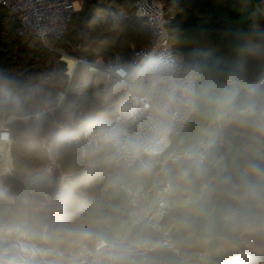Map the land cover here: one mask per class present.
I'll return each instance as SVG.
<instances>
[{
  "label": "trees",
  "instance_id": "1",
  "mask_svg": "<svg viewBox=\"0 0 264 264\" xmlns=\"http://www.w3.org/2000/svg\"><path fill=\"white\" fill-rule=\"evenodd\" d=\"M80 1L82 9L66 36L49 39L48 45L35 36H19L20 17L0 6V120L15 118L10 124L13 170L2 176L0 221L22 216L46 226L55 237L53 247L63 251L94 248L101 240L113 243L123 235L131 204L122 187L150 188L154 178V170L144 175L135 167H119L109 148L94 143L82 148L70 141L99 123H114L126 97L93 112L94 86H85L81 95L67 89L62 52L91 64L117 57L129 62L132 48L149 40L135 0ZM163 1L173 52L186 63L229 66L252 59L249 45H264V0ZM210 126L205 112L194 111L185 131L171 137L170 151L198 140ZM42 138L53 142L52 157L69 177L60 193L53 188ZM170 180L173 209L164 226L179 257L157 252L119 264H264V250L248 245L264 239V137L232 122L223 146L210 149L201 171L185 178L176 166ZM132 238L146 246L155 236L137 230Z\"/></svg>",
  "mask_w": 264,
  "mask_h": 264
},
{
  "label": "clouds",
  "instance_id": "2",
  "mask_svg": "<svg viewBox=\"0 0 264 264\" xmlns=\"http://www.w3.org/2000/svg\"><path fill=\"white\" fill-rule=\"evenodd\" d=\"M246 52L252 57L250 61L229 66L156 61L140 78V86L150 88L161 101L145 128L133 132L120 123L101 125L93 133L96 144L111 149L114 156L132 163L144 175H150L167 155L187 178L191 172L202 170L206 152L222 126L240 122L264 137V45L251 44ZM128 71L136 73L137 69ZM180 109L205 112L211 126L200 139L170 151L172 117ZM79 235L83 238L89 234ZM54 241L46 226L22 216L0 221V264H60L55 259L58 252Z\"/></svg>",
  "mask_w": 264,
  "mask_h": 264
},
{
  "label": "built area",
  "instance_id": "3",
  "mask_svg": "<svg viewBox=\"0 0 264 264\" xmlns=\"http://www.w3.org/2000/svg\"><path fill=\"white\" fill-rule=\"evenodd\" d=\"M0 6L20 17L19 36L23 38L35 36L44 43L49 39L65 37L74 16L79 11L78 0H0ZM134 7L136 16L146 22L149 31L148 43L140 49L132 48V59L129 62H121L117 57L115 61H109L104 66H96L86 59L75 58L78 63L74 72H67L69 77L67 89H72L75 72L80 65L88 66L91 74V85L95 89L106 92L113 85L126 86L127 100L118 110L114 123H120L130 131L140 132L145 128L147 121L157 110L161 101L158 96L152 93L150 88H143L140 83L139 85L132 84V78L137 73L143 74L158 60L186 62L173 52L164 1L135 0ZM133 68L137 69L136 73L128 71ZM60 99H65V94H62ZM193 113L194 111L180 109L173 114L172 136L181 135L185 131ZM11 118L0 120V145L8 150L13 143L10 124L15 118L13 120ZM229 124L220 128L215 143L206 152L203 166L207 164L210 149H218L223 146ZM101 125L108 124L99 123L98 127ZM95 130L86 131V136L93 137V140L87 145L96 144L93 135ZM73 141L78 144L77 140ZM87 145L81 147L85 148ZM43 147L52 158L51 147L46 144ZM117 164L123 169L134 167L132 163L118 158ZM175 167L176 165L166 156L159 160L153 168L152 187H134L128 184L122 187L124 195L131 204L128 217L129 226L128 230L117 237L113 243L101 240L94 248L84 246L79 251H63L55 248L58 252L55 259L59 260L60 264H119L137 256H146L157 252H168L179 257V251L172 234L164 226V222L170 217L173 209L171 201L173 189L170 176ZM49 169L54 171L56 168L50 167ZM2 176L4 175L0 177V187L3 185ZM66 179H69L68 175L61 173L60 181L61 184H64H62V189L67 188L64 183ZM61 191L59 190L58 193ZM137 230H148L155 236V239L148 245L141 246L132 238V234ZM114 243L118 247L113 248Z\"/></svg>",
  "mask_w": 264,
  "mask_h": 264
},
{
  "label": "rangeland",
  "instance_id": "4",
  "mask_svg": "<svg viewBox=\"0 0 264 264\" xmlns=\"http://www.w3.org/2000/svg\"><path fill=\"white\" fill-rule=\"evenodd\" d=\"M78 2H79V11L78 12H80L81 11V9H82V2L80 1V0H78ZM45 44L46 45H48L49 44V40H46L45 41ZM62 55H63V60H65L67 63H68V68H70V70H68V72H72V65H71V60H76L75 58H78V57H76V56H71V55H68V54H66V53H64V52H62ZM141 76H142V74L141 73H137L133 78H132V84H134V85H139V81H140V78H141ZM76 79H84V83H88V84H90L91 85V74H90V72H89V70H88V66H86V65H80L78 68H77V70H76V72H75V76H74V80H73V83H72V88H74V85L76 84L75 83V80ZM76 86V85H75ZM95 90H97L96 92H97V94H99V92H101V93H105V92H103V91H101V90H99V89H95ZM118 90V93L116 92L115 93V96H117V98H118V102L116 103L117 105H119V104H121V102H123L124 101V98L126 97L127 98V95H126V93H127V87L126 86H121V85H113L109 90H108V92L106 91V93H105V95L107 96V98L108 97H110V96H112V94L114 93V91H117ZM63 101H64V99H60V105H62V103H63ZM107 103V101L104 99V100H98L97 102H96V105H94V110H93V112H97L98 110H100V109H102L103 108V106H104V104H106ZM100 108V109H99ZM13 118L14 117H12L11 119L13 120ZM74 117L73 116H71V126H69V129H72L73 127H74ZM102 123H104V122H102ZM95 128L94 129H97V127H98V124L96 125V126H94ZM203 132H204V130L203 131H200L199 132V139L201 138V136H202V134H203ZM85 134H86V132H85ZM84 134V139H83V137H76V138H73L72 140H70L71 142H75V141H73V140H77V143L79 144V146H82V145H87L88 144V142H90V141H92L93 140V137L92 136H86ZM41 141H42V144L44 145V144H46V145H48V146H52V144H53V142L49 139V138H42L41 139ZM171 143H172V141H171ZM47 153V152H46ZM50 155V154H49ZM48 155V153H47V156H46V166H47V168H48V171L51 173V174H53V171H50V167H53V168H58L59 166L57 165V163L55 162V160H54V158L52 157V158H50V156ZM51 155H52V153H51ZM8 171H5V173H4V171L0 174V177H1V175H6V174H8L7 173ZM2 179V178H1ZM65 182V181H64ZM64 185V184H63ZM48 228V227H47ZM261 228H264V224L261 226ZM149 235H150V231H149ZM248 245H249V247H251L253 250H255V251H261V250H264V239H262V241H256V242H250V243H248Z\"/></svg>",
  "mask_w": 264,
  "mask_h": 264
},
{
  "label": "crops",
  "instance_id": "5",
  "mask_svg": "<svg viewBox=\"0 0 264 264\" xmlns=\"http://www.w3.org/2000/svg\"><path fill=\"white\" fill-rule=\"evenodd\" d=\"M109 61H104L102 58H100V59H98L93 65H96V66H104L106 63H108ZM75 85H74V88H72L71 89V91L73 92V93H76V94H78V95H81L82 94V92H83V88L85 87V86H87V85H90V84H88V83H84V79H76L75 80ZM111 88V87H110ZM109 88V89H110ZM97 90H95V102L93 103V110H94V105H96V102L98 101V100H106L107 101V103L110 101V100H112V99H114V98H116L117 96H115V93L117 92L118 93V90L117 91H114V93L112 94V96H110V97H108L107 98V96L105 95V93H101V92H99V94H97V92H96ZM108 92V91H107ZM126 100H127V98H126ZM106 103V104H107ZM106 104H104V106L106 105ZM103 106V107H104ZM100 109V108H99ZM9 153H10V160H11V162H10V170H8V172L7 173H9V172H11L12 170H13V158H12V153H11V148L9 149Z\"/></svg>",
  "mask_w": 264,
  "mask_h": 264
},
{
  "label": "bare ground",
  "instance_id": "6",
  "mask_svg": "<svg viewBox=\"0 0 264 264\" xmlns=\"http://www.w3.org/2000/svg\"><path fill=\"white\" fill-rule=\"evenodd\" d=\"M77 61L76 60H71V65H72V72H74V69L77 66ZM10 153L9 150L3 146L0 145V174L4 171L10 170Z\"/></svg>",
  "mask_w": 264,
  "mask_h": 264
},
{
  "label": "water",
  "instance_id": "7",
  "mask_svg": "<svg viewBox=\"0 0 264 264\" xmlns=\"http://www.w3.org/2000/svg\"><path fill=\"white\" fill-rule=\"evenodd\" d=\"M53 188L55 189V192H59V188H60V175H61V171L59 168H56L53 171Z\"/></svg>",
  "mask_w": 264,
  "mask_h": 264
}]
</instances>
